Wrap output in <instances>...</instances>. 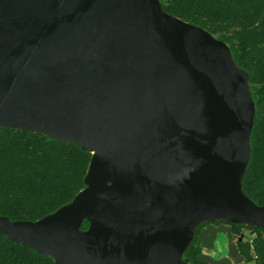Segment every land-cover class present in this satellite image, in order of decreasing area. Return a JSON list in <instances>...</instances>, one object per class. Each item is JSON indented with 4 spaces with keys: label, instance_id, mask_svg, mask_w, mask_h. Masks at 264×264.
I'll list each match as a JSON object with an SVG mask.
<instances>
[{
    "label": "water",
    "instance_id": "obj_1",
    "mask_svg": "<svg viewBox=\"0 0 264 264\" xmlns=\"http://www.w3.org/2000/svg\"><path fill=\"white\" fill-rule=\"evenodd\" d=\"M254 117L228 45L159 0H0V127L90 154L70 202L0 237L55 264H190L202 222L264 229L241 185Z\"/></svg>",
    "mask_w": 264,
    "mask_h": 264
},
{
    "label": "trees",
    "instance_id": "obj_2",
    "mask_svg": "<svg viewBox=\"0 0 264 264\" xmlns=\"http://www.w3.org/2000/svg\"><path fill=\"white\" fill-rule=\"evenodd\" d=\"M159 1L168 14L225 42L235 63L247 72L255 117L241 185L248 198L264 206V0ZM89 161L90 154L74 143L0 127V216L34 221L54 212L84 188ZM216 222L230 226L242 258L240 264H264V229ZM207 224L202 222L195 228L194 239L183 254L190 264H209L201 258L202 248L197 243L199 229ZM87 227L88 222L83 221L81 228ZM0 264L55 263L0 237Z\"/></svg>",
    "mask_w": 264,
    "mask_h": 264
},
{
    "label": "rangeland",
    "instance_id": "obj_3",
    "mask_svg": "<svg viewBox=\"0 0 264 264\" xmlns=\"http://www.w3.org/2000/svg\"><path fill=\"white\" fill-rule=\"evenodd\" d=\"M197 243L205 249L201 258L209 264H240L242 262L227 223L215 222L204 225L199 229Z\"/></svg>",
    "mask_w": 264,
    "mask_h": 264
},
{
    "label": "crops",
    "instance_id": "obj_4",
    "mask_svg": "<svg viewBox=\"0 0 264 264\" xmlns=\"http://www.w3.org/2000/svg\"><path fill=\"white\" fill-rule=\"evenodd\" d=\"M202 248V247H201ZM205 252V249H202V253H204Z\"/></svg>",
    "mask_w": 264,
    "mask_h": 264
}]
</instances>
